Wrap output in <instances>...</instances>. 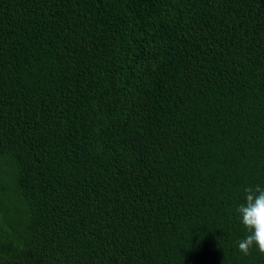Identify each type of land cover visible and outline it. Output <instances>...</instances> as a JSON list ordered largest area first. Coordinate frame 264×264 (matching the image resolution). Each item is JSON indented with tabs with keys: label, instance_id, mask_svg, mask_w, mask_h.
<instances>
[{
	"label": "trees",
	"instance_id": "16d2710c",
	"mask_svg": "<svg viewBox=\"0 0 264 264\" xmlns=\"http://www.w3.org/2000/svg\"><path fill=\"white\" fill-rule=\"evenodd\" d=\"M264 0H0V264H264Z\"/></svg>",
	"mask_w": 264,
	"mask_h": 264
},
{
	"label": "clouds",
	"instance_id": "9594fccd",
	"mask_svg": "<svg viewBox=\"0 0 264 264\" xmlns=\"http://www.w3.org/2000/svg\"><path fill=\"white\" fill-rule=\"evenodd\" d=\"M235 213L245 233L237 241L238 252L247 256L255 250L264 256V185L244 187Z\"/></svg>",
	"mask_w": 264,
	"mask_h": 264
}]
</instances>
